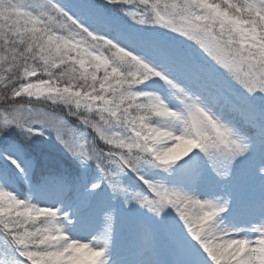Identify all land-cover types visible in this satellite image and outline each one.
<instances>
[{"label":"snow or ice","instance_id":"obj_1","mask_svg":"<svg viewBox=\"0 0 264 264\" xmlns=\"http://www.w3.org/2000/svg\"><path fill=\"white\" fill-rule=\"evenodd\" d=\"M42 129L79 166L43 186L70 211L11 187ZM116 201L167 222L175 264H264V0H0V264H107ZM143 234L137 264H163Z\"/></svg>","mask_w":264,"mask_h":264},{"label":"rangeland","instance_id":"obj_2","mask_svg":"<svg viewBox=\"0 0 264 264\" xmlns=\"http://www.w3.org/2000/svg\"><path fill=\"white\" fill-rule=\"evenodd\" d=\"M117 8L112 9V14L118 17L123 23L127 24L130 28L140 30L142 26L134 24L128 17L124 16ZM163 31V30H161ZM39 128L40 126H36ZM44 135H33L32 137L37 141H42L40 149L34 150V155L31 160L35 162V167L26 170L25 173H20L15 169V165L12 168L16 175V182L11 185L13 190L20 195L21 198L27 199L31 197L32 203H36L40 206H53L62 208L64 210H71L67 203L61 204L53 200L47 199L43 186L45 185L46 177H36V170L38 168L37 157L39 161H48L49 178L65 176L69 179L75 178L76 168L80 172L79 166L64 150V148L55 139L54 133L50 130H44ZM179 150V149H178ZM65 162L70 164V167H63L61 171L56 168ZM11 164V161H7ZM147 176L152 177L155 175V170L146 169ZM90 176L96 175V169L93 166L90 170ZM27 176V181L25 180ZM43 180V181H42ZM125 183H127L132 189L143 188L144 186L133 175L125 177ZM145 191L147 189L145 188ZM204 198V194H201ZM261 195L258 185L254 188H250L245 192L239 194V199H249L252 197L259 198ZM103 198H108V194L104 193ZM97 198H93L95 200ZM113 207L117 210V220L114 226V232L112 236V244L110 246L109 255L107 257V264H137V261L142 255H147L148 250L144 239V225H151L155 231L154 237V251L161 259L163 264H175L176 254L172 247L167 234H166V221H161L151 216L146 210L141 209L139 206H132L130 208L125 207L122 201H116ZM95 212V220L87 229H73L72 233L82 240V242H92L93 235L98 234V231L103 228V222L100 219L101 211L95 203L80 208L82 215L90 212ZM227 216V215H225ZM224 216V217H225ZM242 224L238 228H247ZM229 231L233 230V227L228 228ZM247 235L248 233H243ZM252 239H256V235L252 234ZM98 245H103L102 239L95 241ZM3 244V236L0 234V245Z\"/></svg>","mask_w":264,"mask_h":264},{"label":"trees","instance_id":"obj_3","mask_svg":"<svg viewBox=\"0 0 264 264\" xmlns=\"http://www.w3.org/2000/svg\"><path fill=\"white\" fill-rule=\"evenodd\" d=\"M99 2H103V0H99ZM18 137H20L21 139H24V135L21 133V132H16L15 133ZM26 144H27V153L29 155L30 158H32L34 155H36L35 151L40 149V146H42V141H37L35 140L34 138L31 137V139H28L25 141ZM35 150V151H34ZM37 157V161L38 162V168L36 170V177H43L45 176L46 179H45V183L47 182V180L49 179V171H48V168H49V163L48 161L44 160V161H39V158L38 156ZM67 167L69 168L70 167V164H68V162H65L64 164L58 166L56 169L58 171H61L63 169V167ZM77 169V168H76ZM49 172V173H48ZM76 174L78 175L79 172L76 170ZM43 181V180H42ZM1 234L3 235V233L1 232Z\"/></svg>","mask_w":264,"mask_h":264},{"label":"bare ground","instance_id":"obj_4","mask_svg":"<svg viewBox=\"0 0 264 264\" xmlns=\"http://www.w3.org/2000/svg\"><path fill=\"white\" fill-rule=\"evenodd\" d=\"M254 222L252 220H241V219H237V220H233L231 217L229 216H225L223 217L222 221L219 223V230H223V229H227L229 230L228 228L229 227H233L234 228H238L241 224L243 226H248Z\"/></svg>","mask_w":264,"mask_h":264}]
</instances>
